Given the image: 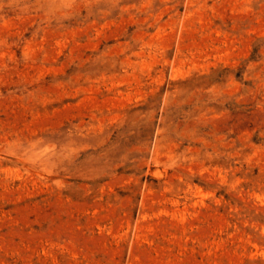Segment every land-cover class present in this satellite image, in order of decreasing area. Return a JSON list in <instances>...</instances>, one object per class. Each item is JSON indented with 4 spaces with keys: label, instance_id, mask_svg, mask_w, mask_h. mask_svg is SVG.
I'll list each match as a JSON object with an SVG mask.
<instances>
[{
    "label": "rangeland",
    "instance_id": "1",
    "mask_svg": "<svg viewBox=\"0 0 264 264\" xmlns=\"http://www.w3.org/2000/svg\"><path fill=\"white\" fill-rule=\"evenodd\" d=\"M0 264H264V0H0Z\"/></svg>",
    "mask_w": 264,
    "mask_h": 264
}]
</instances>
